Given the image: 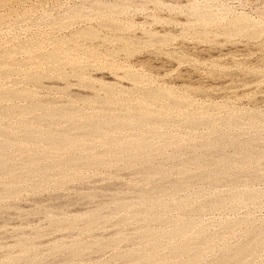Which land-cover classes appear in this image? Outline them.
<instances>
[{"label": "rangeland", "instance_id": "obj_1", "mask_svg": "<svg viewBox=\"0 0 264 264\" xmlns=\"http://www.w3.org/2000/svg\"><path fill=\"white\" fill-rule=\"evenodd\" d=\"M190 1L0 0V264H264V0Z\"/></svg>", "mask_w": 264, "mask_h": 264}, {"label": "bare ground", "instance_id": "obj_2", "mask_svg": "<svg viewBox=\"0 0 264 264\" xmlns=\"http://www.w3.org/2000/svg\"><path fill=\"white\" fill-rule=\"evenodd\" d=\"M189 1H190V0H189ZM245 1H246V0H245ZM252 1H253V0H252ZM158 2H159V1H158ZM186 2H187V1H185L183 4H185ZM190 2H191V1H190ZM194 2H195V1H194ZM194 2H193V3H194ZM196 2H197V1H196ZM206 2H207V1H206ZM240 2H241V1H240ZM126 3H127V2H126ZM180 3H181V2H180ZM198 3H199V1H198ZM204 3H205V2H204ZM207 3H208V2H207ZM144 4H145V3H144ZM170 4H171V3H170ZM181 4H182V3H181ZM199 4H200V3H199ZM202 4H203V3H202ZM171 5H172V4H171ZM178 5H180V4H178ZM191 5H192V4H191ZM208 5H209V4H208ZM199 6L202 7V5H199ZM204 8H205V7H204ZM208 8H209V7H208ZM180 9H181V8H180ZM197 9H199V8H197ZM205 9L207 10V8H205ZM125 10H126V9H125ZM175 10H176V9H175ZM186 10H187V9H186ZM206 10H205V11L203 10V11L205 12V14H206ZM208 10H209V9H208ZM183 11H184V10H183ZM197 12H198V10H197ZM200 12H201V11H200ZM211 12H212V11H211ZM220 12H221V11H220ZM220 12H219V13H220ZM224 12H225V11H224ZM224 12H223V14H222V13H220V14H222V15L225 16V15H226V14H225L226 12H225V13H224ZM201 13H202V12H201ZM195 14H196V12H195ZM195 14H194V15H195ZM202 14H203V13H202ZM205 14H203V15H205ZM208 14H209V12H208ZM216 14H217V12H216ZM216 14H215V15H216ZM210 15H212V17H213V13H211ZM197 16H198V15H197ZM224 16H223V17H224ZM237 16H238V15H237ZM261 16L263 17V15H260V17H261ZM198 17H199V16H198ZM198 17H197V18H198ZM204 17H205V16H204ZM204 17H203V18H204ZM220 17H221V16H220ZM227 17H228V16H227ZM235 17H236V16H235ZM238 17H239V16H238ZM243 17L246 18L245 16H243ZM247 17H248V16H247ZM175 18H177V17H175ZM184 18H185V17H184ZM199 18H200V17H199ZM199 18H198V19H199ZM205 18H206V17H205ZM213 18H214V17H213ZM201 19H202V18H201ZM206 19H207V18H206ZM206 19H205V20H206ZM208 19H209V18H208ZM211 19H212V18H211ZM226 19H227V18H226ZM229 19H230V18H229ZM232 19H233V18H232ZM189 20H190V19H189ZM189 20L187 19V23H186V24H188ZM213 20H214V19H213ZM220 20H221V19H220ZM230 20H231V19H230ZM239 20H240V18H239ZM248 20H250V19H248ZM145 21H146V20H145ZM175 21H176V20H175ZM175 21H174V22H175ZM227 21H228V20H227ZM240 21H242V20H240ZM149 22H150V21H149ZM197 22H198V21H197ZM201 22H202V21H201ZM206 22H207V21H206ZM208 22H209V21H208ZM212 22H213V21H212ZM217 22H218V21H217ZM219 22H220V21H219ZM233 22H234V21H233ZM233 22H232V23H233ZM237 22H238V21L236 20V24H238ZM249 22L251 23V21H249ZM175 23H177V22H175ZM183 23H185V20L183 21ZM183 23H182V24H183ZM191 23H192V21H191ZM214 23H215V21H214ZM242 23H245V22L242 21ZM177 24H179V23H177ZM189 24H190V23H189ZM189 24H188V26H189V28H190V25H191V24H190V25H189ZM194 24H195V23H194ZM204 24H205V21H204ZM206 24H207V23H206ZM215 24H216V23H215ZM221 24H222V22H221ZM239 24H240V23H239ZM239 24H238V25H239ZM179 25H180V24H179ZM195 25H196V24H195ZM207 25H208V24H207ZM213 25H214V24H213ZM213 25H212V26H213ZM228 25H229V24H228ZM242 25H243V24H242ZM257 25H258V24H257ZM200 26H201V25H200ZM235 26H237V25H235ZM115 27H116V25H115ZM117 27H118V26H117ZM191 27H192V25H191ZM205 27H207V26H204V28H205ZM231 27H232V26H231ZM252 27H254V26H252ZM252 27H251V28H252ZM184 28H185V27H184ZM186 28H188V27H186ZM208 28H209V27H208ZM208 28H207V29H208ZM219 28H220V27H219ZM240 28H241V32H242V28H243V26L240 27ZM245 29H246V27H245ZM248 29H249V27H248ZM117 30H118V28H117ZM184 30H185V29H184ZM188 30H189V29H188ZM203 30H204V29H203ZM252 30H253V28H252ZM263 30H264V29H263ZM175 31H176V30H175ZM186 31H187V30H186ZM186 31H185V32H186ZM201 31H202V30H201ZM201 31H200V32H201ZM207 31H208V30H207ZM210 31H211V30H210ZM224 31H225V30H224ZM83 32H84V31H83ZM188 32H189V31H187V33H188ZM191 32H193V31H191ZM191 32H190V34H191ZM200 32H199V33H200ZM202 32L204 33V31H202ZM213 32H214V31H213ZM230 32H231V31H230ZM230 32H229V33H230ZM256 32H257V31H256ZM170 33H171V32H170ZM176 33H177V32H176ZM181 33H182V32H181ZM214 33H215V32H214ZM237 33H238V32H237ZM245 33H246V32H245ZM249 33H250V32H249ZM79 34H80V33H79ZM81 34H83V33H81ZM81 34H80V35H81ZM90 34H91V33H90ZM92 34H93V32H92ZM193 34H194V33H193ZM230 34H231V33H230ZM238 34H239V33H238ZM85 35H87V34H85ZM198 35H199V34H198ZM206 35H207V34H206ZM208 35H209V34H208ZM208 35H207V36H208ZM215 35H216V34H215ZM240 35H241V34H240ZM255 35H256V34H255ZM185 36H187L186 38L189 37L188 35H185ZM203 36H204V35H203ZM211 36H213V33H212ZM226 36H227V34H226ZM236 36H239V35H236ZM243 36H244V35L242 34V37H243ZM253 36H254V35H253ZM253 36H252V37H253ZM75 37H76V35H75ZM77 37H78V36H77ZM77 37H76V38H77ZM214 37H215V36H214ZM244 37H246V36H244ZM196 38H197V37H196ZM208 38H209V37H208ZM228 39H229V38H228ZM255 39H257V37H255ZM263 39H264V38H263ZM195 40H196V39H195ZM211 40H212V39H211ZM202 41H203V40H202ZM206 41H210V40L208 39V40H206ZM252 41H254V40H252ZM256 41H257V40H256ZM193 42H194V41H193ZM261 42H262V40H261ZM194 43H195V42H194ZM196 43H197V42H196ZM198 43H199V42H198ZM200 43H201V41H200ZM200 43H199V44H200ZM247 43H248V42H247ZM203 44H204V43H203ZM251 44H252V43H251ZM259 44H260V43H259ZM183 45H184V44H183ZM191 45H192V44H191ZM201 45H202V44H201ZM263 45H264V44H263ZM252 46H253V45H252ZM259 47H260V46H259ZM262 47H263V46H262ZM205 48H206V46H205ZM237 48H238V47H237ZM190 49H191V48H190ZM229 49H230V48H229ZM226 52H227V51H226ZM53 53H54V52H53ZM243 53H244V52H243ZM255 53H256V52H255ZM257 54H259V53H257ZM53 55H54V54H53ZM53 55H50V56H51V59H52V56H53ZM216 55H217V54H216ZM56 56L58 57L59 55H56ZM57 57H56V58H57ZM203 57H204V56H203ZM54 58H55V56H54ZM247 58H248V57H247ZM47 59H48V58H46V61H47ZM149 59H150V58H149ZM149 59H148V60H149ZM152 59H153V58H152ZM52 60H53V59H52ZM52 60H51V61H52ZM55 60H56V59H55ZM243 60H244V59H243ZM53 61H54V60H53ZM48 62H49V61H48ZM219 68H220V67H219ZM248 79H249V78H248ZM131 80H132V79H131ZM81 81H82V80H81ZM223 83H224V82H223ZM225 83H226V82H225ZM83 84H84V83H83ZM254 84H255V83H254ZM240 86H241V85H240ZM253 86H254V85H253ZM249 87H250V86H249ZM102 88H103V87H102ZM108 88H109V87H108ZM108 88L106 87V89H108ZM142 88H143V87H142ZM110 89H111V88H110ZM161 90H162V89H161ZM106 91H107V90H106ZM106 91H105V93H106ZM112 91H113V90H112ZM112 91H107V94L111 93ZM154 91H155V89H154ZM162 91H164V90H162ZM162 91H161V92H162ZM10 92H11V91H10ZM156 92H157V90H156ZM161 92H160V93H158V92H157V93L153 92V93H150V94H149V92H148L147 94H149V97H151V99H152V101H153V98H154V100H155V99L159 98L160 95L163 94V92H162V94H161ZM164 92H165V91H164ZM166 92H169V91L166 90ZM166 92H165V93H166ZM232 92H233V91H232ZM247 92H248V91H247ZM13 93H14V92H13ZM13 93H12V94H13ZM165 93H164V94H165ZM169 93H170V92H169ZM233 93H234V92H233ZM241 93H242V92H241ZM1 94H2V93H0V95H1ZM3 94L6 96V94H5L4 92H3ZM8 94H9V91H8ZM10 94H11V93H10ZM12 94H11V95H12ZM22 94H23V93H22ZM25 94H26V93H25ZM112 94H113V92H112ZM112 94H110V95L112 96ZM133 94H134V93H133ZM164 94H163V95H164ZM166 94H168V93H166ZM166 94H165L164 96H166ZM170 94H171V93H170ZM170 94H168V95H170ZM16 95H17V94H16ZM19 95H21V94H18V97H19ZM28 95H29V94H28ZM114 95H116V94H114ZM168 95H167V97H164V99H165V98H168V99H169ZM1 96H2V95H1ZM13 96H14V95H13ZM111 96H108V97H106V98L108 99V98H110ZM146 96H147V95H146ZM171 96H173V97H171V98L174 99V95H171ZM2 97H3V96H2ZM2 97H1V98H2ZM8 97H9V95H8ZM16 97H17V96H16ZM18 97H17V98H18ZM22 97H23V96H22ZM25 97H26V96H25ZM29 97H30V95H29ZM112 97H113V96H112ZM1 98H0V99H1ZM12 98H13V97H12ZM106 98H105V99H106ZM114 98H116V97L114 96ZM145 98H146V97H145ZM145 98H144V99H145ZM175 98H176V97H175ZM244 98H245V97H244ZM4 99H5V98H4ZM14 99H16V98L14 97ZM24 99H27V98H24ZM151 99H150V100H151ZM162 99H163V96H162V98L159 99V100H162ZM168 99H167V101H168ZM173 99H170V100L174 101ZM181 99H182V98H181ZM9 100H10V98H9ZM112 100H114V99H112ZM145 100H146V99H145ZM148 100H149V99H148ZM150 100H149V101H150ZM159 100H158V101H159ZM170 100H169V101H170ZM262 100H263V99H262ZM88 101H89V100H88ZM107 101H109V99H108ZM158 101H157V102H158ZM169 101H168V102H169ZM150 102H151V101H150ZM153 102H154V101H153ZM155 102H156V101H155ZM159 102H160V101H159ZM161 102H163V105L165 104V103H164V100L161 101ZM165 102H166V100H165ZM168 102H167V104H168ZM33 103L35 104L36 102H33ZM37 103H38V102H37ZM108 103H110V102H108ZM113 103H114V102H113ZM170 103H171V102H170ZM170 103H169V104H170ZM173 103H175V102H172V104H173ZM132 104H133V103H132ZM132 104H131V105H132ZM167 104H166V105H167ZM31 105H32V104H31ZM36 105H37V104H36ZM38 105H39V103H38ZM128 105H129V103H128ZM131 105H130V106H131ZM136 105H137V104H136ZM136 105H134V106H136ZM170 105H171V104H170ZM46 106H47V105H46ZM46 106H45V109H46ZM114 106H115V105H114ZM116 106H117V105H116ZM118 106H119V105H118ZM134 106L132 105V108H133ZM36 107H37V106H36ZM42 107H43V106H42ZM119 107H120V106H119ZM126 107H129V106H126ZM136 107H137V109H138V106H136ZM139 107H140V106H139ZM161 107H162V106H161ZM165 107H169V106H165ZM173 107H174V106H173ZM31 108L33 109V107H31ZM43 108H44V107H43ZM47 108L49 109L50 107H47ZM140 108H141V107H140ZM144 108H145V107H144ZM34 109H35V108H34ZM48 109H47V111H48ZM121 109H123V107H121ZM124 109H126V108H124ZM124 109H123V110H124ZM165 109H166V108H165ZM5 110H6V109H5ZM10 110H11V107H10V109L8 110V112H12V111H10ZM13 110H14V108H13ZM17 110H19V108H18ZM17 110H15V111L18 113ZM20 110H21V109H20ZM29 110H30V109H29ZM50 110H51V109H50ZM82 110H83V109H82ZM127 110H128V109H127ZM127 110H126V111H127ZM135 110H136V109H135ZM135 110H134V111H135ZM138 110H140V109H138ZM141 110L143 111V110H146V109H143V107H142ZM21 111H22V110H21ZM23 111H24V110H23ZM124 111H125V110H124ZM128 111H131V112H132L133 110L129 108ZM128 111H127V112H128ZM134 111H133L132 113H134ZM142 111H141V112H142ZM6 112H7V111H6ZM8 112H7V113H8ZM24 112H25V111H24ZM44 112H45V114H48L46 111H44ZM49 112H50V111H49ZM76 112H77V111H76ZM141 112L139 111V114H137V115H138V118H141V119H139V120H142V117L145 115L144 113L141 114ZM144 112H145V111H144ZM4 113H5V112H4ZM14 113H15V112H14ZM20 113H21V112H20ZM74 113H75V112H74ZM74 113H73V114H74ZM79 113H80V111H79ZM123 113H125V112H123ZM137 113H138V111H137ZM150 113H151V112H150ZM12 114H13V113H12ZM49 114H50V113H49ZM51 114H52V112H51ZM62 114H63V113H62ZM62 114H61L60 117H58L59 120H61V117H62V116L64 117V115H65V114H63V115H62ZM66 114H67V113H66ZM70 114H71V113H70ZM75 114H76V116H75V115H74V116L77 117L78 114H77V113H75ZM102 114H103V113H102ZM125 114H126V113H125ZM135 114H136V111H135ZM147 114H148V110H147ZM151 114H152V113H151ZM151 114H150V115H151ZM4 115H5V114H4ZM21 115H23V114L21 113ZM39 115H40V114H39ZM53 115H54V114H53ZM55 115H56V114H55ZM55 115H54V118H55ZM68 115H69V114H68ZM81 115H82V114H81ZM107 115H109V114H107ZM128 115H131V114L129 113ZM128 115H127V116H128ZM8 116H9V114H8ZM66 116H67V115H66ZM74 116H73V117H74ZM78 116L82 118V116H80V115H78ZM109 116L111 117L112 115H109ZM109 116H108L107 119H108V120H111L112 118H109ZM120 116H122V115H120ZM125 116H126V115H125ZM152 116H153V115H152ZM152 116L150 117L151 119H152ZM155 116H156V115H154V117H155ZM42 117H43V116H42ZM69 117H71V116H69ZM79 117H77V118H79ZM91 117H92V115H91ZM105 117H106V115H105ZM112 117H114V116H112ZM148 117H149V116H148ZM156 117L158 118V116H156ZM184 117H185V116H184ZM43 118H44V117H43ZM51 118H52V117H51ZM54 118H53V120H54ZM67 118H68V116H67L66 118H64V119H66V122L71 121V120H67ZM71 118H72V117H71ZM71 118H70V119H71ZM81 118H80V119H81ZM84 118H85V117H84ZM115 118H116V117H115ZM130 118H131V117H130ZM157 118H155V119H157ZM166 118H167V117H166ZM194 118H195V117H194ZM47 119H48V117H47ZM80 119H78V120L80 121ZM104 119H105V118H104ZM107 119H106V120H107ZM123 119H124V118H123ZM127 119H128V118H127ZM127 119H125V120H127ZM145 119H147V117H146ZM162 119H163V118H162ZM184 119H187V118L185 117ZM190 119H191V118H190ZM190 119L188 118L187 120L189 121ZM41 120H42V119H41ZM55 120H56V119H55ZM55 120H54L52 123H55ZM62 120H63V118H62ZM72 120H73V119H72ZM74 120L76 121V119H74ZM74 120H73V121H74ZM82 120H83V119H82ZM87 120H88V119H87ZM87 120H86V121H87ZM93 120H94V119H93ZM98 120L100 121V119H98ZM117 120H118V119H117ZM117 120L115 119V121H117ZM147 120H148V119H147ZM147 120H146V122H147ZM163 120H164V119H163ZM195 120H196V119H195ZM204 120H205V119H204ZM45 121H46V120H45ZM45 121H44V123H45ZM49 121H50V120H47L46 122H49ZM57 121H58V120H57ZM64 121H65V120H64ZM73 121H72V123H73ZM79 121H78V122H79ZM86 121H82V122H85V124L83 123L84 125H86ZM90 121H91V120H90ZM101 121H102V119H101ZM103 121H104V120H103ZM118 121H119V122L121 121V123H123L122 119H121V120H118ZM118 121H117V122H118ZM131 121H133V120H131ZM135 121H136V120H135ZM142 121H143V120H142ZM142 121H141V122H142ZM164 121H165V120H164ZM164 121H163V122H164ZM190 121H191V120H190ZM199 121H200V120H199ZM41 122H42V121H41ZM76 122H77V121H76ZM87 122H88V121H87ZM105 122H106V121H105ZM107 122H108V121H107ZM110 122H111V121H110ZM125 122H126V121H125ZM128 122H129V121H128ZM128 122H126V123H128ZM138 122H139V121H138ZM191 122H192V121H191ZM197 122H198V121H197ZM50 123H51V122H50ZM56 123H57V122H56ZM60 123H62V122H60ZM80 123H81V122H80ZM92 123H94V122H92ZM100 123H101V122H100ZM108 123H109V122H108ZM108 123H107V125H108ZM121 123H120V124H121ZM135 123H137V122H135ZM135 123H134V124H135ZM194 123H195V122H194ZM69 124H70V123H69ZM69 124H68V125H69ZM73 124H74V123H73ZM76 124H77V123H76ZM96 124H97V123H95V125H96ZM101 124H102V123H101ZM101 124H99V125H101ZM104 124H106V123H104ZM113 124H114V122H113ZM124 124H125V123H124ZM132 124H133V123H132ZM132 124H131V122H130L129 127H130V125H132ZM142 124H143V123H142ZM23 125H24V124H23ZM70 125H71V124H70ZM115 125H116V123H115ZM115 125H113V126L115 127ZM117 125H118V124H117ZM137 125H138V126H143V125H139V123H137ZM144 125H145V124H144ZM59 126H60V125H59ZM72 126H75V124L72 125ZM77 126H79V125H77ZM87 126H88V125H87ZM101 126L104 127V125H101ZM113 126H111V127H113ZM133 126H134V125H133ZM81 127H82V124H81ZM88 127H89V126H88ZM102 127H101V128H102ZM105 127H106V125H105ZM105 127H104V128H105ZM109 127H110V126H109ZM116 127L118 128V127H120V126H116ZM121 127H123V126H121ZM124 127H126V126H124ZM129 127H128V128H129ZM135 127H136V126H134L133 128H135ZM25 128H27V127H25ZM29 128H30V127H28L27 131H25V132H29V133H30V130H31V131L33 130V128H31V129L29 130ZM68 128H69V126H68ZM92 128H93V127H92ZM136 128H138V127H136ZM139 128H140V127H139ZM6 129H7V128H6ZM6 129H5V131H6ZM82 129H83V128H81L80 130H82ZM93 129H94V131H95L96 127L93 128ZM98 129H99V127L97 128V130H98ZM108 129H109V128H108ZM130 129H131V127H130ZM7 130H8V129H7ZM13 130H14V129H13ZM25 130H26V129H25ZM28 130H29V131H28ZM77 130H79V129H77ZM114 130H116V129H114ZM114 130H113V131H114ZM2 131H4V130H2ZM22 131H23V130H22ZM53 131H54V130H53ZM53 131H52V132H53ZM70 131H71V130H70ZM70 131H69V132H70ZM74 131H75V130H74ZM82 131H83V130H82ZM82 131H81V132H82ZM88 131H89V130H88ZM100 131H101V130H100ZM100 131H98V132H100ZM102 131L104 132V130H102ZM111 131H112V130H111ZM25 132H23V133L25 134ZM34 132H35V130H34ZM36 132H39V130H38V131L36 130ZM41 132H42V131H41ZM49 132H50V131H49ZM49 132L47 133V135L50 134ZM65 132H66V131H65ZM71 132H72V131H71ZM3 133L5 134V132H3ZM9 133L12 134L11 131H10ZM60 133H61V131H60ZM63 133H64V132H63ZM84 133H85V131H84ZM91 133H92V132H91ZM108 133H109V132H108ZM11 134H10V135H11ZM30 134H31V133H30ZM30 134H28V135H30ZM32 134H33V133H32ZM42 134H43V133H42ZM52 134H53V133H52ZM52 134H50V135H52ZM55 134H56V133H55ZM67 134H68V133H67ZM67 134H66V135H67ZM101 134H103V133L101 132ZM101 134H100V135H101ZM104 134H105V133H104ZM104 134H103V136H104ZM106 134H107V132H106ZM106 134H105V135H106ZM109 134H110V133H109ZM0 135H1V133H0ZM2 135H3V134H2ZM2 135H1V138H3V136H4V135H3V136H2ZM5 135H6V134H5ZM26 135H27V134H26ZM35 135H36V134H35ZM39 135H41V134H39ZM66 135L63 134V136H66ZM80 135H81V134H80ZM86 135H87V134H86ZM94 135H95V134H94ZM100 135H99L98 137H99L100 139H102L103 136H100ZM107 135H108V134H107ZM107 135H106V137L108 138ZM6 136L8 137L9 134H7ZM12 136H13V135H12ZM12 136H10V138H11ZM32 136H33V135H32ZM36 136H37V135H36ZM36 136H34V137H36ZM48 136H49V135H48ZM48 136H47V138H48ZM54 136H55V135H54ZM54 136H53V137H54ZM57 136L59 137V135H57ZM68 136H70V135L68 134L67 137H68ZM89 136H91V135H89ZM89 136H88V137H89ZM95 136H96V135H95ZM25 137H26V136H25ZM27 137H28V136H27ZM29 137H30V136H29ZM34 137H33V138H34ZM38 137H39V136H38ZM60 137L62 138V135H61ZM67 137H66V140H68V142L65 141V139H64L65 137L63 138V140L65 141V143L70 144L72 141H74V139H72V138H73L72 136H71L70 140H69V137H68V138H67ZM83 137H84V136H83ZM83 137L81 138L82 141H83V139L85 138V137H84V138H83ZM92 137H94V136L92 135ZM92 137H91V138H92ZM98 137H97V138H98ZM101 137H102V138H101ZM5 138H6V137H5ZM13 138H14V137H13ZM30 138H31V137H30ZM36 138H37V137H36ZM39 138H40V137H39ZM41 138H42V137H41ZM44 138H45V137H44ZM47 138H46V139H47ZM56 138H57V137H56ZM61 138H57V139H56V142H57L59 139L62 140ZM74 138H75V137H74ZM94 138H96V137H94ZM104 138H105V136H104ZM3 139H4V138H3ZM3 139H0V140L2 141ZM27 139H28V138H27ZM46 139H45V140H46ZM48 139H49V138H48ZM53 139H54V138H53ZM71 139H72V141H71ZM76 139H77V138H76ZM78 139H80V138H78ZM81 139H80V140H81ZM110 139H111V137H110ZM260 139H261V138H260ZM13 140H14V139H13ZM29 140H30V139H29ZM31 140H32V139H31ZM35 140H36V139H35ZM40 140H41V139H40ZM42 140H43V139H42ZM85 140H86V139H85ZM107 140H108V139H107ZM133 140H134V139H133ZM135 140H137V139H135ZM138 140H139V139H138ZM6 141H7V140H6ZM6 141H5V142H6ZM9 141H10V143H11L12 139H11V140L9 139ZM69 141H71V142L69 143ZM76 141H77V140H76ZM109 141H110V143H112V142H113V138H112V142H111V140H109ZM109 141H108V142H109ZM5 142H4V144H5ZM7 142H8V141H7ZM7 142H6V143H7ZM33 142H34V140H33ZM37 142H38V140H37ZM58 142H59V141H58ZM60 142H61V141H60ZM131 142H132V140H131ZM135 142L137 143V141H135ZM0 143H1V142H0ZM10 143H9V144H10ZM27 143H28V142H27ZM43 143H44V142H43ZM63 143H64V142H62V146L64 145ZM73 143H74V142H73ZM73 143H71V145H72ZM78 143L81 144V142H78ZM78 143H76V144H78ZM83 143H84V142H83ZM133 143H134V142H133ZM133 143H131V144L133 145ZM136 143H135L134 145H136ZM230 143H231V142H230ZM239 143H240V142H239ZM45 144H46V143H45ZM60 144H61V143H60ZM74 144H75V143H74ZM79 144H78V145H79ZM129 144H130V143H129ZM6 145H7V144H6ZM12 145H13V146H17V145H14V144H13V141H12ZM71 145H70V146H71ZM134 145H133V146H134ZM141 145H143V144H141ZM13 146H12V147H13ZM38 146H39V145H38ZM47 146H49V145H47ZM50 146H51V144H50ZM50 146H49V147H50ZM60 146H61V145H60ZM60 146H57V147H60ZM67 146H68V145H67ZM129 146H130V145H129ZM228 146H229V145H228ZM1 147H2V146H1ZM1 147H0V148H1ZM8 147H9V145H8ZM17 147H19V146H17ZM22 147H23V146H22ZM49 147H48V148H49ZM64 147H65V146H64ZM64 147H63V149H65ZM79 147H80V145L78 146V148H79ZM130 147H131V146H130ZM134 147H135V146H134ZM134 147H133V148L131 147L132 149H130V150L133 151V150H134ZM248 147H249V146H248ZM5 148H7V147H5ZM20 148H21V145H20ZM52 148H53V147H51L50 149H52ZM54 148H55V147H54ZM72 148H73V147H72ZM249 148H250V147H249ZM249 148L245 147L246 151H245L244 153H246V152H247V149L249 150ZM3 149H4V147H3ZM3 149L1 148V150H3ZM9 149H10V148H9ZM57 149H58V148H57ZM57 149H56V150H57ZM67 149H68V148H67ZM127 149H128V148H127ZM135 149H136V147H135ZM209 149H210V148H209ZM212 149H213V147H212ZM52 150H53V149H52ZM52 150H50V151H52ZM54 150H55V149H54ZM54 150H53V151H54ZM68 150H70V149H68ZM71 150H72V149H71ZM117 150H118V149H117ZM136 150H137V149H136ZM250 150H251V149H250ZM250 150H249V151H250ZM107 151H108V150H107ZM120 151H122V149H121ZM124 151H125V150H124ZM1 152H4V150L1 151ZM112 152H113V151L110 150V153H112ZM115 152H117V151H115ZM122 152H123V151H122ZM128 152H129V150H128ZM128 152L126 151V153H128ZM260 152H261V151H260ZM113 153H114V152H113ZM118 153H119V151H118L116 154H118ZM120 153H121V152H120ZM124 153H125V152H124ZM252 153H253V152H252ZM116 154H115V155H116ZM248 154H249V153H248ZM119 155H120V154H119ZM125 155H126V154H125ZM125 155H122V156L124 157ZM236 155H237V154H236ZM246 155H247V154H246ZM251 155H252V154H251ZM112 156H114V155H112ZM116 156H117V155H116ZM116 156H114L113 159H116V158L118 159V157H121V156H118V157H116ZM127 156H128V154H127ZM127 156H125V157H127ZM7 157H8V156H7ZM90 157H91V156H90ZM90 157H89V158H90ZM115 157H116V158H115ZM129 157H131V156H129ZM249 157H250V156H249ZM91 158H93V156H92ZM91 158H90V159H91ZM121 158H122V157H121ZM121 158H120V159H121ZM232 158H234V157L232 156ZM241 158H242V157H241ZM245 158H246V156H245ZM245 158H243V159L245 160ZM76 159H77V158H76ZM78 159H79V158H78ZM90 159H89V160H90ZM93 159H94V158H93ZM95 159H96V158H95ZM95 159H94L93 161H95ZM124 159L126 160V158H124ZM239 159H240V158H239ZM239 159H238V160H239ZM243 159H242V160H243ZM246 159H247V158H246ZM260 159H261V157H260ZM87 160H88V158H87ZM89 160H88V161H89ZM100 160H101V159H100ZM106 160H107V159H106ZM128 160H129V159H128ZM212 160H213V162H214V159H212ZM234 160L237 161V160H236V157H235ZM234 160H233V161H234ZM244 160H243V161H244ZM28 161H29V160H28ZM68 161H72V160L70 159V160H68ZM68 161H67V162H68ZM73 161H74V160H73ZM73 161H72V162H73ZM75 161H76V160H75ZM88 161H86V163H87ZM93 161H92V162H93ZM121 161H122V160H121ZM126 161H127V160H126ZM126 161H125V162H126ZM2 162H3V161H2ZM95 162H98V160L95 161ZM117 162H118V161H117ZM222 162H223V160H222ZM222 162H221V163H222ZM244 162H245V161H244ZM258 162H259V161H258ZM4 163H5V162H4ZM78 163H79V162H78ZM80 163H82V162H80ZM83 163H84V162H83ZM86 163H84V164H85V165H89V164H91V163H89V164H86ZM98 163H99V162H98ZM98 163H97V164H98ZM122 163H123V162H122ZM215 163H217V161H216ZM218 163H219V161H218ZM221 163H220V164H221ZM225 163H226V162H224L223 164H225ZM228 163H230V162H228ZM240 163H241V162H240ZM248 163H249V161H248ZM256 163H257V162H256ZM0 164H3V163H0ZM5 164H6V163H5ZM74 164H75V163H74ZM84 164H83V165H84ZM92 164H93V163H92ZM195 164H196V163H195ZM223 164H222V165H223ZM226 164H227V163H226ZM71 165H72V164H71ZM198 165H199V163H198ZM204 165H205V164H204ZM228 165H229V164H228ZM228 165H227V166H228ZM7 166H8V165H7ZM7 166H6V167H7ZM202 166H203V164H202ZM217 166H219V165H217ZM225 166H226V165H225ZM1 167H2V166H1ZM3 167H4V165H3ZM184 167H185V166H184ZM229 167H230V166H229ZM217 168H218V167H217ZM2 169H3V168H2ZM7 169H8V168H7ZM221 169H222V168H221ZM224 169H225V168H224ZM228 169H229V168H228ZM31 170H32V169H31ZM183 170H184V169H183ZM187 170H188V169H187ZM8 171H9V170H8ZM32 171H33V170H32ZM217 171L219 172L220 170H217ZM229 171H231V170H229ZM179 172H181V171H179ZM210 172H211V171H210ZM218 172H217V175H218ZM0 173L2 174V171H1ZM5 173H6V172H5ZM8 173H10V172H8ZM188 173H190V172H188ZM213 173H214V172H213ZM229 173H230V172H229ZM3 174H4V173H3ZM182 174H183V173H182ZM184 174H185L184 176H187L186 173H184ZM207 174H208V173H207ZM214 174H215V173H214ZM220 174H222V173H220ZM226 174L228 175V173H226ZM27 175H28V174H27ZM29 175H31L30 172H29ZM188 175H189V174H188ZM190 175H191V174H190ZM224 175H225V174H223L222 176H224ZM159 176H160V175H159ZM218 176H219V175H218ZM26 177H27V176H26ZM148 177H149V176H148ZM204 177H206V176H204ZM225 177H226V176H225ZM28 178H30V177L28 176ZM209 178H210V177H209ZM219 178H221V176H219ZM146 179H147V178H146ZM184 179H185V178H184ZM188 179H189V178H188ZM214 179H215V178H214ZM217 179H218V178H217ZM223 179H224V177H223ZM178 181H179V180H178ZM183 181H184V180H183ZM215 181H216V180H215ZM182 184H183V183H182ZM174 185H175V184H174ZM176 185H177V184H176ZM180 185H181V184H180ZM179 187H180V186H179ZM8 189H9V188H8ZM181 189H182V187H181ZM181 189H180V190H181ZM171 190H172V189H171ZM175 190L177 191L178 189L175 188ZM5 191H6V192H7V191L10 192V190H5ZM176 191H175V192H176ZM6 192H5V193H6ZM177 192H178V191H177ZM3 193H4V192H3ZM8 195H9V194H8ZM142 196H143V195H142ZM144 196H145V195H144ZM146 196H148V195H146ZM1 197H3V196H1ZM144 198H145V197H144ZM216 198H217V197H216ZM218 198H219V197H218ZM232 198H233V197H232ZM235 198H236V197H235ZM141 199H142V198H141ZM147 199H148V197H147ZM147 199H146V200H147ZM219 199H220V198H219ZM219 199H218V200H219ZM224 199H225V198H224ZM224 199L222 198V200H224ZM226 199H230V197H228V198H226ZM226 199H225V200H226ZM142 200H143V199H142ZM146 200H145V201H146ZM220 200H221V199H220ZM220 200H219V201H220ZM240 200H241V199H240ZM145 201L143 200L142 202H145ZM215 201H216V200H215ZM229 201H231V200H229ZM229 201H228V203H229ZM212 202H213V200H212ZM212 202H211V203H212ZM220 202H221V201H220ZM220 202H219V203H220ZM223 202H224V201H223ZM226 202H227V201H226ZM226 202H225V203H226ZM232 202H233V201H232ZM237 202H238V201H237ZM239 202L242 203L241 201H239ZM213 203H215V202H213ZM219 203H218V204H219ZM225 203H224V204H225ZM233 203H234V202H233ZM122 204H123V203H122ZM122 204H121L120 206H122ZM218 204H217V205H218ZM221 204H222V203H221ZM118 205H119V204H118ZM118 205H117V206H118ZM125 205H127V204H125ZM212 205H214V204H212ZM217 205H216V207H217ZM218 206H220V205H218ZM222 206H223V205H222ZM125 207H127V206H125ZM214 207H215V205H214ZM127 208L130 209V207H127ZM211 208H212V207H211ZM217 208H218V207H217ZM121 209H122V208H121ZM203 209H204V208H203ZM207 209H210V206H209V208H207ZM212 209H213V208H212ZM215 209H216V208H215ZM127 210H128V209H127ZM262 229H263V228H262ZM259 230H260V229H259ZM178 231H179V230H178ZM183 231H184V232H187V231H185V229H184ZM179 232H180V231H179ZM181 232H182V229H181ZM181 232H180V233H181ZM182 233H183V232H182ZM182 233H181V235H182ZM146 234H147V233H146ZM150 234H151V233H150ZM150 234H149V235H150ZM171 234H172V233H171ZM171 234H169V237H170ZM173 234H175V232H174ZM176 234H177V232H176ZM176 234H175V235H176ZM183 234H184V233H183ZM260 234H261V233H260ZM262 234H263V232H262ZM177 235H178V234H177ZM181 235H180V238H181ZM142 236H143V235H142ZM152 236H153V235H152ZM166 236H167V235H166ZM172 236H173V235H172ZM261 236H262V235H261ZM174 237H175V236H174ZM178 237H179V236H178ZM182 237H185V236H182ZM186 237H187V236H186ZM189 237H191V236H189ZM258 237H260V236H258ZM151 238H153V237H151ZM151 238L148 237V239H147V237H146L147 240H149V239H151ZM170 238H172V237H170ZM193 238H194V237H193ZM260 238H261V237H260ZM262 238H263V236H262ZM262 238H261V239H262ZM146 239H145V240H146ZM153 239H156V238H153ZM182 239H184V238H182ZM187 239H189V238L187 237ZM190 239H191V238H190ZM190 239H189V242L191 241ZM194 239H197V238H194ZM257 239L259 240V238H257ZM261 239H260V240H261ZM141 240H142V239H141ZM197 240H198V239H197ZM262 240H264V238H263ZM262 240H261V241H262ZM153 241H154V240H153ZM184 241H185L184 243L187 244L186 240H184ZM192 241H193V239H192ZM261 241L259 242V244H260V243L264 244V243H263L264 241H263V242H261ZM154 242H156V240H155ZM150 243L155 244V243H153V242H150ZM256 243H257V242H256ZM256 243H254L255 246H256ZM147 244H148V242H147ZM147 244L145 243V246H146ZM181 244H182V242H181ZM186 244H185V245H186ZM254 244H253V245H254ZM155 245H156V244H155ZM155 245H154V246H155ZM157 245H158V244H157ZM248 245H251V244H248ZM145 246H144V247H145ZM148 246H149V245H148ZM151 246H153V245H151ZM151 246H150V247H151ZM178 246H179V245H177L176 247H178ZM188 246H189V243H188ZM188 246H187V247H188ZM246 246H247V245H246ZM251 246H252V245H251ZM22 247H23V245H22ZM22 247H20V249H21ZM144 247H143V248H144ZM157 247H158V246H157ZM174 247H175V246H174ZM241 247H242V246H241ZM241 247H240L239 250H241ZM244 247H245V246H244ZM249 247H250V246H249ZM152 248H153V247H152ZM159 248H160V246H159ZM172 248H173V247H172ZM179 248H180V247H179ZM182 248H183V247H182ZM182 248H180V249H176V250H182ZM245 248H246V247H245ZM247 248H248V247H247ZM247 248H246V249H247ZM22 249H23V248H22ZM22 249H21V251H23ZM24 249H25V248H24ZM100 249H101V248H100ZM102 249H103V247H102ZM145 249H146V248H144L143 250H145ZM153 249H154V248H153ZM153 249H152V250H153ZM156 249H157V248H156ZM156 249H155L154 251L157 252L159 249H158V250H156ZM243 249H244V248H243ZM152 250H151V252H152ZM172 250H173V252H174L175 248H173ZM176 250H175V251H176ZM184 250H187V249H184ZM184 250H182V251L184 252ZM188 250H189V247H188ZM188 250H187V252H188ZM199 250H200V249H199ZM21 251H19V252H21ZM61 251H62V250H61ZM76 251H77V250H76ZM79 251H80V250H79ZM128 251H129V250H128ZM145 251H147V250H145ZM148 251H150V250H148ZM226 251H227V250H226ZM25 252H26V251H25ZM126 252H127V251H126ZM129 252H132V251H129ZM129 252H127V253L131 255L132 253H129ZM151 252H150V253H151ZM180 252H181V251H180ZM180 252H175V253L177 254V253H180ZM183 252H181V253H183ZM185 252H186V251H185ZM187 252H186V253H187ZM194 252H195V250H194ZM194 252H193V256H194V254H196V252H195V253H194ZM227 252H228V251H227ZM239 252H240V251H239ZM239 252H238V253H239ZM241 252H242V251H241ZM243 252H244V251H243ZM243 252H242V253H243ZM251 252H252V251H251ZM137 253H138V252H137ZM141 253L144 254L143 252H141ZM152 253H153V252H152ZM152 253H151V254H152ZM171 253H172V252H171ZM175 253H174V255H176ZM197 253H198V250H197ZM202 253H203V252H202ZM238 253H237V255H236L237 257H238ZM22 254H23V252H22ZM22 254H21V255H22ZM24 254H25V253H24ZM72 254H74V253H72ZM78 254H79V253H78ZM128 254H127V255H128ZM133 254H134V252H133ZM133 254H132V255H133ZM151 254L148 253V255L146 254V256L150 257L149 255H151ZM156 254H157V253H156ZM156 254H154V255H156ZM198 254H199V253H198ZM203 254H204V253H203ZM225 254H227V253H225ZM225 254H224V256H225ZM240 254H241V253H240ZM249 254H250V252H249ZM123 255L126 256L125 254H123ZM140 255H141V254H140ZM183 255H185V254H183ZM199 255H200V254H199ZM199 255H196V256L198 257ZM204 255H205V254H204ZM246 255H247V254H246ZM73 256H74V255H73ZM76 256H77V254H76ZM79 256H80V255H79ZM79 256H78V257H79ZM124 256H122V257H124ZM128 256H129V255H128ZM134 256H135V255H133L132 258H133ZM152 256H153V254H152ZM179 256H180V255H178V257H179ZM200 256H201V255H200ZM200 256H199L198 259L196 258L197 260H195V258H192V259H194L195 261H198V260H200V258L202 259V257H203V255H202V257H200ZM226 256H227V255H226ZM234 256H235V255H234ZM242 256H244V255H242ZM21 257H22V256H21ZM140 257H141V256H140ZM194 257H195V256H194ZM23 258H24V257H23ZM124 258H125V257H124ZM126 258H127V256H126ZM128 258H130V257H128ZM135 258H136V257H135ZM135 258H134V259H135ZM146 258H147V257H146ZM150 258H151V257H150ZM15 259H18V258H15ZM19 259H21V258H19ZM19 259L16 260V261H19ZM33 259H34V258H33ZM140 259H141V258H140ZM192 259H191V260H192ZM225 259L227 260V259H229V257H227V258L225 257ZM225 259H224V260H225ZM234 259H235V258H234ZM243 259H244V258H243ZM243 259H242V263H243ZM7 260L9 261V259H7ZM7 260H5V261H7ZM141 260H142V259H141ZM146 260H147V259H146ZM191 260H190V261H191ZM194 260H192V261H194ZM236 260H237V259H236ZM236 260H235V261H236ZM5 261H4V262H5ZM8 261H7V262H8ZM11 261H14V260H12V258H11ZM32 261H33V260H32ZM143 261H145V260H143ZM192 261H191V262H192ZM230 261H231V260H230ZM235 261H234V262H235ZM240 261H241V259H240ZM7 262H6V263H7ZM16 263H17V262H16ZM221 263H222V261H221ZM229 263H231V262H229ZM236 263H237V262H236ZM238 263H239V262H238ZM2 264H4V263H2ZM164 264H165V263H164ZM166 264H168V263H166ZM239 264H241V262H240Z\"/></svg>", "mask_w": 264, "mask_h": 264}]
</instances>
